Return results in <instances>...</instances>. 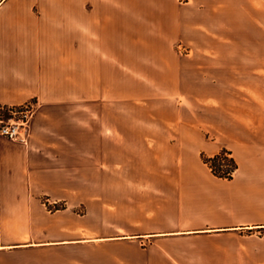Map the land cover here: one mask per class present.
Here are the masks:
<instances>
[{"label": "crops", "instance_id": "0c3cea01", "mask_svg": "<svg viewBox=\"0 0 264 264\" xmlns=\"http://www.w3.org/2000/svg\"><path fill=\"white\" fill-rule=\"evenodd\" d=\"M227 5L0 0V108L37 103L28 145L0 138V264H120L131 259L111 248L138 243L139 256L143 230H264V76L222 77L231 64L204 55L232 48L231 21L215 17ZM89 102L116 109L90 145L107 161L101 189H89ZM223 148L231 179L202 160ZM113 215L129 223L103 224Z\"/></svg>", "mask_w": 264, "mask_h": 264}, {"label": "rangeland", "instance_id": "374dc122", "mask_svg": "<svg viewBox=\"0 0 264 264\" xmlns=\"http://www.w3.org/2000/svg\"><path fill=\"white\" fill-rule=\"evenodd\" d=\"M188 0H181L187 2ZM230 4L221 9L220 13H215V17L222 16L223 21L228 20L231 26L232 41L227 39L226 45H232L231 49L225 50L223 54H204L213 62L230 63L232 70L220 71L222 77H237L245 78L246 68L254 65L255 76H264V0H224ZM224 41V40H223ZM206 45L212 43L206 42ZM223 45L225 43L222 42ZM194 44L186 46L179 43L177 50L179 55L190 57L194 60L195 57L201 56L195 54L192 47ZM235 46V47H233ZM227 51V52H226ZM203 56V54H202ZM208 60V59H207ZM240 87H235V91ZM238 91V90H237ZM236 91V92H237ZM240 92L241 91L239 90ZM102 102H89V189H101L103 182L93 180V177H98L104 173L107 161L102 162L100 155L102 150L95 146L90 148L91 143H100L105 141L107 134H103L101 130L105 126V113L111 121H116L113 112L116 110L112 103L109 106H104ZM146 103H135L137 108L143 109ZM127 107L126 109H129ZM109 110V111H108ZM37 112V111H36ZM115 114V113H114ZM203 160V159H202ZM225 162L223 161V164ZM208 166V165H207ZM116 169L117 166H114ZM227 166L224 165L225 169ZM113 170H111L112 172ZM98 179V178H97ZM127 184V183H125ZM136 188L126 186L124 191L130 196H135ZM50 210H56L64 207V205L49 204L45 201ZM193 204L197 206L198 199H194ZM90 205V203H89ZM171 208L165 214L175 216L176 211ZM95 215H100V209H93ZM91 210V212L93 211ZM82 214L83 210L80 209ZM116 216V215H115ZM113 215V217H115ZM112 217V216H110ZM103 220V224H112L113 222L129 223L127 219L119 217ZM143 225H147L142 222ZM120 234H128L126 231H112ZM148 236H143L141 240V252L138 256V243L135 245H115L112 250L119 253L121 257L131 260H126L120 264H262L261 258L264 254V230L259 229H244L229 232L220 231H199L192 233H169L158 234L163 231L143 230ZM155 233V234H153ZM221 233V234H219ZM158 234V235H157Z\"/></svg>", "mask_w": 264, "mask_h": 264}, {"label": "built area", "instance_id": "2783aa9c", "mask_svg": "<svg viewBox=\"0 0 264 264\" xmlns=\"http://www.w3.org/2000/svg\"><path fill=\"white\" fill-rule=\"evenodd\" d=\"M36 111L35 101L21 105L2 106L0 108V138L28 145Z\"/></svg>", "mask_w": 264, "mask_h": 264}, {"label": "trees", "instance_id": "16d2710c", "mask_svg": "<svg viewBox=\"0 0 264 264\" xmlns=\"http://www.w3.org/2000/svg\"><path fill=\"white\" fill-rule=\"evenodd\" d=\"M230 154L231 152L228 149L223 148L213 157H208L203 154L202 159L203 162L208 165L214 175L224 179H231L237 170L238 165ZM223 161L225 162L224 164ZM224 165L227 166L225 169L223 168Z\"/></svg>", "mask_w": 264, "mask_h": 264}]
</instances>
